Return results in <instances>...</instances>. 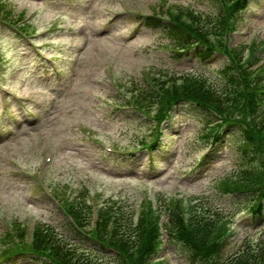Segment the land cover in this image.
<instances>
[{"label": "rangeland", "instance_id": "1", "mask_svg": "<svg viewBox=\"0 0 264 264\" xmlns=\"http://www.w3.org/2000/svg\"><path fill=\"white\" fill-rule=\"evenodd\" d=\"M7 2L14 19L32 20L28 30L40 32L38 43L46 44L43 55H55L51 69L60 68L62 74L51 75L47 65L33 54L32 46L19 43L0 30V75L6 82L0 88V121L6 107H10L11 113L28 114L18 119L13 136L0 139V239H6L5 232L15 221L24 226L29 221L53 224L60 229L61 216L50 196L34 187V175L48 168L45 179L49 190L54 195V187L64 190L62 196L56 195L59 200H79L85 193L86 204L95 200L102 204V200L112 196L125 203L132 218L139 212L140 201L149 196L153 206L163 196L180 194L184 203L194 196L206 197L212 201V208L224 209V216L231 221L234 237L226 257L260 248L264 241L260 228L264 218L260 221L232 197L217 200L212 196L215 179L238 167L239 150L230 145L212 166L194 171L206 145L202 136L205 128L199 122H185L183 117L161 128L163 135L154 152V169L142 167L141 157L132 165L112 163L116 156L103 153L90 141L96 139L105 147L133 149L149 140L154 121H145L127 107L113 106L119 96L128 103L130 85L139 87L150 77L193 71L212 87H224L220 77L222 59L201 65L189 59L188 51L176 60L163 31L138 23L141 14L167 16L161 11L175 12L180 6L209 13V0ZM231 26L232 46L245 45L247 55L254 41L258 55L264 58V0H252L240 23ZM26 96L30 97L29 105L21 102ZM18 99L19 104L24 103L23 109L12 107ZM1 129L0 126V132ZM202 171L205 176L195 182L181 179L183 175L198 177ZM4 246L0 242V249ZM161 255L164 264H185L184 258L174 255L169 248ZM21 264L34 263L22 259Z\"/></svg>", "mask_w": 264, "mask_h": 264}, {"label": "trees", "instance_id": "2", "mask_svg": "<svg viewBox=\"0 0 264 264\" xmlns=\"http://www.w3.org/2000/svg\"><path fill=\"white\" fill-rule=\"evenodd\" d=\"M209 1L212 6L209 13L182 7L177 13H170L189 33L156 19H147L145 23L163 31L173 48L195 49L197 61L222 52L220 76L224 87L213 88L203 78L187 76L180 81L170 77L157 80L155 85L148 84L138 90L137 96L141 97L146 112L153 113L157 126L162 127L177 111L208 129L206 137L216 139L214 151L219 143L235 145L240 166L215 181L213 195L217 200L234 197L236 203H242L254 217L261 218L264 138L257 139L255 134L264 129V115L256 116L264 101V59L257 54L247 58L244 46L227 49L223 41L224 27L228 23L235 27L251 0H238L230 6V0ZM0 16L9 20L14 16L7 2H0ZM21 29L25 31V26ZM250 48L254 52L256 43L252 42ZM230 123L237 125L225 139L222 132ZM157 149L153 147L152 151ZM55 191L60 194L58 188ZM84 195L68 203L66 210L85 233H80L65 219L59 223L61 230L53 225L36 227L28 246L29 257L35 264H163L159 253L164 246L182 256L185 264H264V241L253 256L244 252L226 257L224 251L234 235L231 221L224 216V209L212 208V201L206 197L189 199L187 211L181 209L182 200L174 197L160 199L157 207L150 202L141 204L134 219L125 204L106 199L92 221L91 205L84 202ZM258 197H262V202ZM18 230L15 234L24 244V234ZM81 244H90L97 251L84 253ZM90 253L97 254L99 259L91 258Z\"/></svg>", "mask_w": 264, "mask_h": 264}]
</instances>
